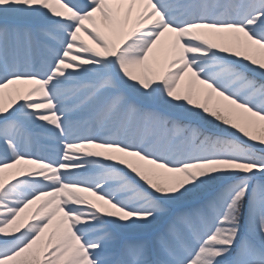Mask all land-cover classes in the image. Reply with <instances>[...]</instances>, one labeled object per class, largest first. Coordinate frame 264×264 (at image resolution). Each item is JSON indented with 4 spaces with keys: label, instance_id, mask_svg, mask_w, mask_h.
<instances>
[{
    "label": "snow or ice",
    "instance_id": "1",
    "mask_svg": "<svg viewBox=\"0 0 264 264\" xmlns=\"http://www.w3.org/2000/svg\"><path fill=\"white\" fill-rule=\"evenodd\" d=\"M0 264H264V0H0Z\"/></svg>",
    "mask_w": 264,
    "mask_h": 264
}]
</instances>
